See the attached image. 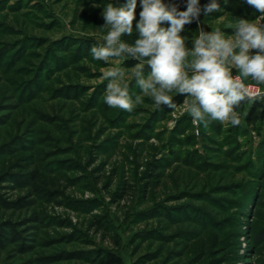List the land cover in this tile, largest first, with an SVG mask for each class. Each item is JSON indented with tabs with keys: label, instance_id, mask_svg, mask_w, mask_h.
<instances>
[{
	"label": "rangeland",
	"instance_id": "rangeland-1",
	"mask_svg": "<svg viewBox=\"0 0 264 264\" xmlns=\"http://www.w3.org/2000/svg\"><path fill=\"white\" fill-rule=\"evenodd\" d=\"M222 1L205 15L210 0H199L193 39L201 27L233 34ZM109 3L122 6L0 0V175L11 173L0 179V264H100L108 253L121 264H264V120L196 125L182 104L164 113L130 74L143 103L109 107L102 69L134 61L90 53Z\"/></svg>",
	"mask_w": 264,
	"mask_h": 264
},
{
	"label": "clouds",
	"instance_id": "clouds-1",
	"mask_svg": "<svg viewBox=\"0 0 264 264\" xmlns=\"http://www.w3.org/2000/svg\"><path fill=\"white\" fill-rule=\"evenodd\" d=\"M246 2L260 13L254 21L237 20L233 34L227 36L219 28L205 31L201 27L191 48L181 33L185 25L199 20V0H187L183 11L164 0H140L134 43L122 37L133 34L137 0H127L122 6L109 3L102 12L107 29L104 43L92 46L90 53L94 60L106 63L124 58L138 63L127 71L123 67L102 69L101 79L108 81L105 103L129 113L143 103L141 95L134 99L129 95L126 75L130 74L157 107L175 110L177 104L171 95L175 93L184 96L183 110L194 124L207 126L210 121H219L239 125L236 109L240 104L264 99V89L259 87L264 85V0ZM219 11L217 0L203 7L205 15ZM146 65L150 68L147 74ZM249 79L254 83H246Z\"/></svg>",
	"mask_w": 264,
	"mask_h": 264
},
{
	"label": "trees",
	"instance_id": "trees-1",
	"mask_svg": "<svg viewBox=\"0 0 264 264\" xmlns=\"http://www.w3.org/2000/svg\"><path fill=\"white\" fill-rule=\"evenodd\" d=\"M127 0H122V5L125 4ZM186 2L187 0H164V3L166 4H175L178 6V10L183 11L186 10ZM221 7L224 10V12L230 14V16L235 20L239 19H246L250 20L254 16H259L260 13L253 7L247 4L246 0H224L221 3ZM141 6H140V0H137V8H136V20L133 23V34L131 37L124 36L122 39H124L128 43H134L135 39L138 38V33L135 31V24L139 20V13L141 11ZM167 27L168 25H163ZM182 36L186 37V46L191 48L192 47V23L185 25L184 31L181 33ZM137 61H129L127 62V67L131 68L133 67ZM147 70H150L149 67H147ZM174 103L177 104V107L180 106L184 100L183 95H177L173 97ZM161 109L163 110L164 113L166 112H172L173 110L168 109L166 106H161ZM239 114H245L244 115V121L247 126H249L252 129H256L257 124L262 122L264 120V106L260 103L256 102H242L240 106L236 109ZM22 160H27L26 156L22 157ZM10 167L8 170L2 175L1 177L9 176L11 173L9 172ZM36 177V172H32L30 179L33 182ZM215 242H213V245ZM205 247L200 246L199 248H196L193 250L194 254L197 255V258L202 256L203 251ZM100 264H121L120 260L115 257L112 254H107L106 256L100 257L99 260Z\"/></svg>",
	"mask_w": 264,
	"mask_h": 264
}]
</instances>
